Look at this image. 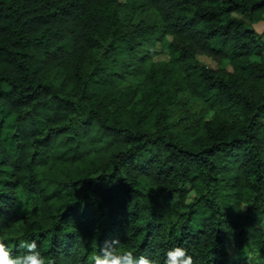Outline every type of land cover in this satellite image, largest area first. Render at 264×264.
Here are the masks:
<instances>
[{
	"label": "trees",
	"instance_id": "obj_1",
	"mask_svg": "<svg viewBox=\"0 0 264 264\" xmlns=\"http://www.w3.org/2000/svg\"><path fill=\"white\" fill-rule=\"evenodd\" d=\"M254 19L264 0H0V237L14 254L35 239L48 264H90L119 239L157 264L178 245L194 264H241L231 239L264 264ZM156 38L168 59H152ZM182 99L210 115L182 125Z\"/></svg>",
	"mask_w": 264,
	"mask_h": 264
},
{
	"label": "clouds",
	"instance_id": "obj_2",
	"mask_svg": "<svg viewBox=\"0 0 264 264\" xmlns=\"http://www.w3.org/2000/svg\"><path fill=\"white\" fill-rule=\"evenodd\" d=\"M235 19L238 14L233 13ZM253 62H259L254 59ZM189 203L191 201H188ZM18 248L22 251L14 254L6 239L0 237V264H48L46 258L39 251L37 240L18 238ZM120 240L106 241L99 252L90 257V264H157V261L145 256H135L132 252L119 251ZM95 242L92 247H95ZM163 264H194V258L188 250L182 246H175L167 250Z\"/></svg>",
	"mask_w": 264,
	"mask_h": 264
},
{
	"label": "rangeland",
	"instance_id": "obj_3",
	"mask_svg": "<svg viewBox=\"0 0 264 264\" xmlns=\"http://www.w3.org/2000/svg\"><path fill=\"white\" fill-rule=\"evenodd\" d=\"M124 1V0H121ZM124 17L125 19H138V18H142L145 19L149 22H154L156 20V18L154 17V15L150 12H143V11H138V12H132L131 9H127L124 12ZM250 23L252 24V26L260 33L261 38L264 40V19H254L253 21H250ZM167 37H169L170 35L167 34ZM151 51H152V59L157 61V60H166L169 57L168 51L167 49L163 46V44L161 43L160 40H158L156 38V40L153 42L152 46H151ZM197 59L209 66H217L218 62L214 61L213 59H211L209 56L204 55V54H198ZM227 67L229 68V65L227 64ZM184 100L182 99L181 101H178L175 104V118L178 119L182 125H184L183 123L185 122H190V124L193 122L192 117H199V115H204V117H208L211 113V111L209 110L207 113H203L204 112V108H203V102L201 101H188V102H183ZM189 113V116H187ZM183 116H185V119L182 118ZM188 187V186H187ZM193 192L191 190H189L188 195H187V199H190V197L192 196ZM31 199L26 200V198H22V201L20 204L23 206L24 212H26L30 205H26V201L29 202ZM226 247L227 250L229 252V258H232L233 260L237 261L239 260L241 264H259V261L257 263H253V261L250 259L249 253H247L246 255H239L237 249L235 248L233 242L231 239H227L226 240ZM261 259L264 260V256H259ZM259 258V259H260Z\"/></svg>",
	"mask_w": 264,
	"mask_h": 264
}]
</instances>
